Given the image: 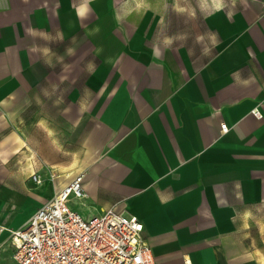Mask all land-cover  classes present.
Returning <instances> with one entry per match:
<instances>
[{
    "label": "crops",
    "instance_id": "1",
    "mask_svg": "<svg viewBox=\"0 0 264 264\" xmlns=\"http://www.w3.org/2000/svg\"><path fill=\"white\" fill-rule=\"evenodd\" d=\"M78 1L0 0V223L18 227L84 172L82 202L138 216L155 264H264V246L244 244L264 241V0L242 11L235 44L198 65L123 40L107 3ZM78 31L99 60L81 84L50 68L52 41ZM58 89L68 103L52 101ZM85 135L79 161L52 152ZM8 233L3 264H16Z\"/></svg>",
    "mask_w": 264,
    "mask_h": 264
},
{
    "label": "rangeland",
    "instance_id": "2",
    "mask_svg": "<svg viewBox=\"0 0 264 264\" xmlns=\"http://www.w3.org/2000/svg\"><path fill=\"white\" fill-rule=\"evenodd\" d=\"M92 0H81L78 3L91 2ZM98 4L107 3V8L114 15V24L117 27V34L121 38L129 39L130 36L137 37L147 47L163 50L181 51L185 56L194 59V64H202L215 58H220L226 48L235 44L237 39V26H242L240 18L242 11L253 7L251 0H97ZM77 3V2H76ZM240 18V19H239ZM74 40L78 41V53L67 49ZM53 53L58 54L55 63L50 67L51 72L57 75H75L80 73L77 84L84 83L86 76L97 70L98 59L90 51V41L80 31L74 32L65 39L52 41ZM60 56V57H59ZM62 81L67 88L70 80ZM69 90V89H68ZM65 90L58 89L52 92V101L57 104L68 103L69 97ZM67 140V139H66ZM68 144H54L52 152H63L68 157L67 165L79 161L80 154L88 142L86 135L78 144L68 139ZM89 147L80 162L84 165L90 163L89 158H95L100 153L108 152V147L99 146L97 150ZM94 151V152H93ZM86 158V159H85ZM79 162V163H80ZM50 177L52 172H49ZM82 201V200H81ZM83 202L73 201L74 207L85 213H91L82 206ZM252 236H255L252 235ZM244 241L249 249L254 245L264 246V241ZM6 254L0 252V264L9 259L2 260Z\"/></svg>",
    "mask_w": 264,
    "mask_h": 264
},
{
    "label": "built area",
    "instance_id": "3",
    "mask_svg": "<svg viewBox=\"0 0 264 264\" xmlns=\"http://www.w3.org/2000/svg\"><path fill=\"white\" fill-rule=\"evenodd\" d=\"M261 118L257 107L251 109ZM220 123L221 132L236 127ZM35 184L42 182L32 174ZM84 172L58 189L18 227L0 223L8 231L11 256L16 264H155L152 249L143 238V222L135 214L113 208L89 209L85 213L73 201L84 198ZM183 264H192L184 257Z\"/></svg>",
    "mask_w": 264,
    "mask_h": 264
},
{
    "label": "clouds",
    "instance_id": "4",
    "mask_svg": "<svg viewBox=\"0 0 264 264\" xmlns=\"http://www.w3.org/2000/svg\"><path fill=\"white\" fill-rule=\"evenodd\" d=\"M86 5L78 10V14L83 15L85 11Z\"/></svg>",
    "mask_w": 264,
    "mask_h": 264
},
{
    "label": "bare ground",
    "instance_id": "5",
    "mask_svg": "<svg viewBox=\"0 0 264 264\" xmlns=\"http://www.w3.org/2000/svg\"><path fill=\"white\" fill-rule=\"evenodd\" d=\"M41 181V180H40Z\"/></svg>",
    "mask_w": 264,
    "mask_h": 264
}]
</instances>
